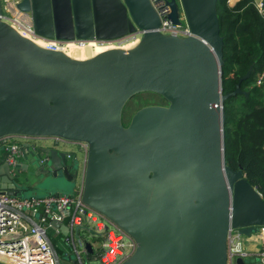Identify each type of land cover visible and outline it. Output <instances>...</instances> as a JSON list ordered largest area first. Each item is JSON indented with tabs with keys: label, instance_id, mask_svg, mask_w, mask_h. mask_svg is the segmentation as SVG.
Wrapping results in <instances>:
<instances>
[{
	"label": "water",
	"instance_id": "95a60500",
	"mask_svg": "<svg viewBox=\"0 0 264 264\" xmlns=\"http://www.w3.org/2000/svg\"><path fill=\"white\" fill-rule=\"evenodd\" d=\"M17 8L30 14L44 40L140 38L130 50L77 61L0 20V139L88 145L82 201L136 243L121 264H227L229 231L256 233L264 226V201L225 160L223 103L248 96L240 84L252 67L223 94L217 0H21ZM156 8H168L174 25L182 12L190 35L161 34ZM140 93L156 94L167 106H144L124 126L123 108ZM45 153L44 175L61 172L75 181L64 154ZM0 170L2 192L19 195L25 186L7 163ZM52 225L67 235V227Z\"/></svg>",
	"mask_w": 264,
	"mask_h": 264
},
{
	"label": "built area",
	"instance_id": "2783aa9c",
	"mask_svg": "<svg viewBox=\"0 0 264 264\" xmlns=\"http://www.w3.org/2000/svg\"><path fill=\"white\" fill-rule=\"evenodd\" d=\"M21 0H0V20L11 26L21 37L34 42L40 39L36 36L29 13L21 12L17 5ZM259 14L264 16V1L255 4ZM160 26L157 29L163 35L187 37L190 35L182 12L180 25H174L166 19L168 8L158 10ZM140 38L132 35L114 41ZM54 45L52 51H60L66 44L57 40H44ZM264 84V71L257 74L253 86ZM54 150L65 156V165L71 169L76 164L78 184L73 195L48 194L44 197L10 196L0 189V264H61L60 259L47 237L46 230L52 229L53 234L61 235L59 229L52 223H59L68 229L64 237L66 243H71L76 254L72 264H121L128 259L136 249V243L123 230L108 220L99 212L91 209L82 201L83 179L87 161L88 145L85 142H68L57 137L9 136L0 139V163H7L11 176L16 175L20 161L33 154L39 169L48 166L49 157L45 151ZM264 152V145L262 146ZM77 152V155L75 154ZM69 163V164H68ZM73 172V171H72ZM91 231V237L101 239L100 247L95 249L91 242L92 253L88 254L82 237H77L78 249L74 243L75 230ZM255 242L260 243L257 255L264 264V226H259L256 233H251ZM245 237L236 229L229 231L227 237V264H238V259L244 263L251 256L245 246ZM81 255L84 257L82 258Z\"/></svg>",
	"mask_w": 264,
	"mask_h": 264
},
{
	"label": "trees",
	"instance_id": "16d2710c",
	"mask_svg": "<svg viewBox=\"0 0 264 264\" xmlns=\"http://www.w3.org/2000/svg\"><path fill=\"white\" fill-rule=\"evenodd\" d=\"M217 16L223 39L221 87L231 93L239 78L252 67L247 80L240 84L248 96L240 95L223 103L225 113V160L240 168L248 183L264 201V84L253 86L254 78L264 71V16L253 0H217Z\"/></svg>",
	"mask_w": 264,
	"mask_h": 264
},
{
	"label": "rangeland",
	"instance_id": "374dc122",
	"mask_svg": "<svg viewBox=\"0 0 264 264\" xmlns=\"http://www.w3.org/2000/svg\"><path fill=\"white\" fill-rule=\"evenodd\" d=\"M127 41L128 40H125L120 43L108 42V43H102V44H97V45L113 47L114 45L116 46L122 45ZM164 104H166L165 100L156 94H153V93L137 94L125 104L123 111H122V123L124 126H127L132 115L138 109L144 106L164 105ZM75 154L77 155V152H75ZM76 168H77L76 164H73L70 171H73ZM18 175L19 176L17 179H20L21 175H28V173L18 172ZM77 184H78V179L77 181H74V180L67 181L61 172H58V175L55 178L52 177L51 174L42 175V176H39V182L37 183L36 186H32V187L25 186V188H23V190L19 193V196L22 198L44 197L50 193L51 194H62V195H73L74 191L76 190ZM46 234L52 246L54 247L61 263H72L77 260L76 254L73 251L72 244L66 243L64 241L63 236L54 235L52 229H47ZM80 237L87 240L88 242H91L94 245L95 249L100 247L101 239H95L91 237V235L87 231L85 230L81 231ZM74 243H75L76 248L78 249L76 236L74 237ZM81 257L84 258L82 255ZM244 264H261L260 257L259 256L246 257L244 259Z\"/></svg>",
	"mask_w": 264,
	"mask_h": 264
},
{
	"label": "bare ground",
	"instance_id": "6f19581e",
	"mask_svg": "<svg viewBox=\"0 0 264 264\" xmlns=\"http://www.w3.org/2000/svg\"><path fill=\"white\" fill-rule=\"evenodd\" d=\"M34 43L39 47H44L48 49H55L53 44L46 43L41 39H34ZM134 41V42H132ZM138 38H134L131 40H128L122 45H114L113 47L109 46H99L95 43L90 44H74V43H68L66 44L62 49H58L61 52H63L67 57L77 60V61H86L89 59H92L93 57L97 56L100 53H103L105 51L111 50V49H123V50H130L134 48L138 43ZM131 42V43H130Z\"/></svg>",
	"mask_w": 264,
	"mask_h": 264
},
{
	"label": "crops",
	"instance_id": "0c3cea01",
	"mask_svg": "<svg viewBox=\"0 0 264 264\" xmlns=\"http://www.w3.org/2000/svg\"><path fill=\"white\" fill-rule=\"evenodd\" d=\"M238 1L239 0H228V4L229 6H234ZM260 1H264V0H253V3L255 5ZM1 164L2 163H0V165ZM18 172L28 173V175H21L20 179H17L19 176ZM44 173H45L44 170L38 168L34 155L30 154L25 158H23L22 161H20L18 170L16 171V175L13 178H15V180H18L20 183H22L23 186L32 187L37 185V183L39 182V176L44 175ZM0 174H3V170H0ZM245 246L247 247L251 256L254 257L257 255V250L260 248V243L255 242L253 237H248L245 238Z\"/></svg>",
	"mask_w": 264,
	"mask_h": 264
},
{
	"label": "flooded vegetation",
	"instance_id": "af4514ba",
	"mask_svg": "<svg viewBox=\"0 0 264 264\" xmlns=\"http://www.w3.org/2000/svg\"><path fill=\"white\" fill-rule=\"evenodd\" d=\"M65 44L68 43H74V44H78V43H82V44H90V43H95V44H102V43H108V42H114V41H104V40H97L96 38H88V39H84V40H77L75 37H73L72 39H68L66 41H62ZM159 106H167V103L164 105H159Z\"/></svg>",
	"mask_w": 264,
	"mask_h": 264
}]
</instances>
